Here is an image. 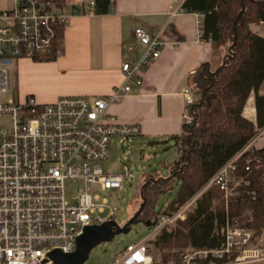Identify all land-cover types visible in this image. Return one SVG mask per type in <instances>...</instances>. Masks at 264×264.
Here are the masks:
<instances>
[{
  "label": "built area",
  "instance_id": "2783aa9c",
  "mask_svg": "<svg viewBox=\"0 0 264 264\" xmlns=\"http://www.w3.org/2000/svg\"><path fill=\"white\" fill-rule=\"evenodd\" d=\"M185 1H178L172 16L183 12ZM93 12L92 0L82 9L53 0H13L11 9L0 10V264H54L53 252L73 253L86 228L114 222L120 195L117 199L113 195L137 181L125 164L118 174L105 173L100 164L109 157L112 138L129 146L141 136L139 125L119 123L109 108L132 96L128 82L141 85L142 71L160 56L159 35L134 31L145 50L133 62L122 64L125 81L105 98L68 96L40 104L33 96L20 99L12 90L18 61L50 54L60 26ZM199 18V41L210 43L202 38L204 15ZM127 50L136 52L137 47ZM182 97V119L191 123L188 109L194 98L189 88ZM130 154L124 155V162ZM232 169L231 163L223 167L204 189L217 187L227 202L233 196ZM69 186L74 190L71 200L65 197ZM202 193L175 210L159 211L147 240L126 245L111 264H158L149 253L150 243L184 221ZM250 222L248 214L227 222L220 229L218 247L183 250L175 264H264V228L256 232Z\"/></svg>",
  "mask_w": 264,
  "mask_h": 264
},
{
  "label": "trees",
  "instance_id": "16d2710c",
  "mask_svg": "<svg viewBox=\"0 0 264 264\" xmlns=\"http://www.w3.org/2000/svg\"><path fill=\"white\" fill-rule=\"evenodd\" d=\"M92 1L95 14H107L114 5V0ZM182 8L204 15L202 38L210 40L211 61L187 78L194 98L189 107L192 121L171 138L176 158L161 164L168 177L145 174L134 223L151 226L156 221V201L174 182L180 191L170 210L189 201L229 163L233 196L226 202L214 186L203 192L184 221L150 243L149 253L158 264L177 263L182 250L218 247L221 227L243 215L251 216L254 231L264 228V147L246 149L264 129V37L251 30L264 24V0H186ZM65 27L58 28L51 53L32 61L54 62L63 55ZM251 95L255 123L243 117Z\"/></svg>",
  "mask_w": 264,
  "mask_h": 264
},
{
  "label": "crops",
  "instance_id": "0c3cea01",
  "mask_svg": "<svg viewBox=\"0 0 264 264\" xmlns=\"http://www.w3.org/2000/svg\"><path fill=\"white\" fill-rule=\"evenodd\" d=\"M179 0H114L107 14H79L64 30V53L54 62L28 63L27 69H49L60 87L40 104L53 103L68 96L105 98L114 87L124 83L121 66L133 62L145 50L134 37L136 29L159 35L163 46L160 56L141 73V85L128 82L132 96L112 105L109 113L121 124H137L141 136L153 141H169L182 133V91L189 88L187 78L211 61L209 42L199 41V14L171 15ZM13 0H0V10H8ZM136 46V52L127 50ZM20 64V63H19ZM24 76V73H22ZM34 97V96H33ZM20 98V97H19ZM36 99V97H34ZM21 99V98H20ZM37 101V100H36ZM38 102V101H37ZM39 103V102H38ZM243 117L255 123L253 96L248 99ZM248 148L264 147V129Z\"/></svg>",
  "mask_w": 264,
  "mask_h": 264
},
{
  "label": "rangeland",
  "instance_id": "374dc122",
  "mask_svg": "<svg viewBox=\"0 0 264 264\" xmlns=\"http://www.w3.org/2000/svg\"><path fill=\"white\" fill-rule=\"evenodd\" d=\"M53 1L58 5L82 9L87 8L91 0ZM251 30L255 34L264 37V25L260 24L253 26ZM28 63H33V61H29ZM28 63L27 61H18L17 65L14 67L12 90L16 91V95L23 100L28 96H34L39 103L43 102L41 98L51 96L61 84L55 77V74L50 72L49 69L32 71L23 69L27 67ZM43 63L47 62H34V64ZM22 73H24V76ZM260 94H264V83L260 90ZM127 152H131V154L129 155L128 162H124L123 157ZM175 158L176 154L173 146L162 143V141H153L140 137L134 139L132 144L127 146L126 142L119 137L111 139L109 145V157L106 161L100 164L103 171L105 173L118 174L121 173L123 164H125L131 168L137 178V181L132 185H125L120 193H115L113 195L115 199H117V196L120 195V199L115 200L118 212L114 223L117 226H125L138 211L141 203L140 189L143 185L145 174L149 175L156 172L160 178L166 179L168 177V172L161 166V164L169 163ZM203 189L204 187L199 192H205L207 190ZM179 191L180 184L178 182H174L169 191L158 197L155 204V212L158 213L159 211L172 205L175 202ZM73 192L74 190L71 186L66 188L65 197L67 200H71ZM197 194L194 196H197ZM102 196L105 195L102 194ZM175 226L176 224L169 228V230H172ZM152 232V227L146 225L144 222L134 223L129 226L126 234L116 235L110 241L101 242L93 247L89 253L88 259L83 264H111L113 259L119 254L120 250H122L126 245L141 243L147 240Z\"/></svg>",
  "mask_w": 264,
  "mask_h": 264
},
{
  "label": "water",
  "instance_id": "95a60500",
  "mask_svg": "<svg viewBox=\"0 0 264 264\" xmlns=\"http://www.w3.org/2000/svg\"><path fill=\"white\" fill-rule=\"evenodd\" d=\"M140 210L141 208L123 227L117 226L114 222H108L98 227L86 228L84 233L78 237L73 253L63 255L59 252H53L50 254L51 261L54 264H83L88 259L91 249L97 244L110 241L116 235L126 234L129 226L134 224ZM148 226L150 225L148 224Z\"/></svg>",
  "mask_w": 264,
  "mask_h": 264
}]
</instances>
